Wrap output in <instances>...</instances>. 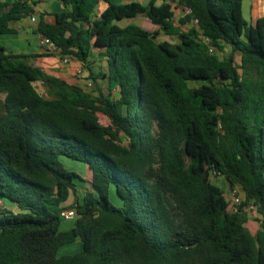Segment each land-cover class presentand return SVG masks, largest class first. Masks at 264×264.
Segmentation results:
<instances>
[{
    "label": "trees",
    "instance_id": "16d2710c",
    "mask_svg": "<svg viewBox=\"0 0 264 264\" xmlns=\"http://www.w3.org/2000/svg\"><path fill=\"white\" fill-rule=\"evenodd\" d=\"M62 2L70 10L53 23L41 12L36 31L94 88L0 44V264H264V16L249 24L244 0ZM36 14L0 0V35ZM140 15L153 32L121 25ZM216 177L243 191L237 211Z\"/></svg>",
    "mask_w": 264,
    "mask_h": 264
},
{
    "label": "crops",
    "instance_id": "0c3cea01",
    "mask_svg": "<svg viewBox=\"0 0 264 264\" xmlns=\"http://www.w3.org/2000/svg\"><path fill=\"white\" fill-rule=\"evenodd\" d=\"M5 2H13L14 0H3ZM114 3L122 4L125 0H112ZM104 8V4L100 5ZM253 7V6H252ZM70 10L62 0H40L37 7V23L41 12L47 13V19L50 22L55 21V14ZM258 16L260 13H258ZM257 20V18H256ZM10 27L15 30L14 33L0 35V44L9 52L16 54H24L30 56L32 64L43 67L47 72L63 78L71 83L83 86V78L86 71L82 68V64L72 57H68V63L64 61L58 54L49 53L42 46V35L37 33V24L26 18L10 23ZM92 61V60H91ZM71 202L69 200L68 204Z\"/></svg>",
    "mask_w": 264,
    "mask_h": 264
},
{
    "label": "rangeland",
    "instance_id": "374dc122",
    "mask_svg": "<svg viewBox=\"0 0 264 264\" xmlns=\"http://www.w3.org/2000/svg\"><path fill=\"white\" fill-rule=\"evenodd\" d=\"M142 2L146 3V0H140ZM116 3V2H115ZM117 4V3H116ZM253 6V7H252ZM174 10L176 13L177 18L181 17L183 15V7L181 5H174ZM243 13H244V18L246 19V21L249 24H254L256 21V18L262 17L264 16V0H244L243 2ZM258 13H260V15L262 16H258ZM127 24H136L138 26H141L151 32H153L155 30V26H153L149 20L146 19V17L144 15H140L135 19H131V20H127L124 21L123 23H121V25H127ZM163 40H175L172 37L166 36L164 34H161V36H159L158 38V42L163 41ZM91 66L93 67V69L95 70V72H100V71H104L106 70V62L105 59L102 57L101 52L100 51H96L93 55V57L91 58ZM91 81L89 79V74L86 71V75L83 78V86L86 88V85L88 84V82ZM193 86H198L200 85V83H192ZM38 89H40V91H42V88L40 85H37ZM94 87H91V89H93ZM99 119L100 122L102 124H109V119L104 116L103 114H99ZM63 163L65 168L68 171H72V172H76V173H82L84 170V165L73 161L71 159H63ZM215 182L217 183L218 186L221 187L222 190H224V192L226 193V197L227 199H231L232 195H231V189L228 186L226 180L222 177L219 178H215ZM77 193H78V197L79 199H82L84 194H86L87 192H89L90 188L88 185L83 184V183H78L77 185ZM71 203H75V197L71 198ZM248 213H249V222H248V227L250 228V230L253 233H256L257 230L259 229V223L257 222L256 218L257 215L254 213V210L252 208H248ZM74 222L75 219H69V220H64L62 223V229L63 230H69L70 228H72L74 226ZM82 249V243L80 240L76 241L75 243L66 245L64 247H62L59 251V255L63 256V255H73L76 254L78 252H80Z\"/></svg>",
    "mask_w": 264,
    "mask_h": 264
},
{
    "label": "built area",
    "instance_id": "2783aa9c",
    "mask_svg": "<svg viewBox=\"0 0 264 264\" xmlns=\"http://www.w3.org/2000/svg\"><path fill=\"white\" fill-rule=\"evenodd\" d=\"M21 1H23V2L27 3L28 5L32 6L33 9H35L36 11H37L38 4L40 3V0H21ZM30 18H31V21L33 23L37 24L36 15H33ZM203 41L208 46L209 53L213 54L215 49L211 45L210 39L206 38V37H203ZM42 46L49 53L56 54V53L59 52L57 46L55 45V43L53 41L49 40L48 38L43 37V36H42ZM63 61H64V64H67L68 63V57H65L63 59ZM86 87L87 88H91V87H93V85L91 83H88L86 85ZM231 195H232V197H231V199H229L230 206H231L232 209L237 211L238 207L241 205V203L243 201V191L239 187H235L234 189H231ZM2 205H3V203L0 200V207ZM253 210H254V213L257 215L256 210L255 209H253ZM76 216H77V212H76L75 209H71V210L65 209V210H63L61 212V217L64 220L74 219Z\"/></svg>",
    "mask_w": 264,
    "mask_h": 264
}]
</instances>
